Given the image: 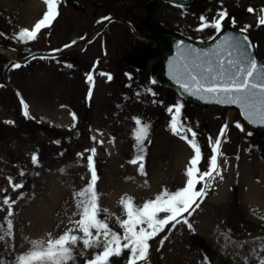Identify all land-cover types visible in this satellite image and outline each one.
<instances>
[{"label":"rangeland","instance_id":"rangeland-1","mask_svg":"<svg viewBox=\"0 0 264 264\" xmlns=\"http://www.w3.org/2000/svg\"><path fill=\"white\" fill-rule=\"evenodd\" d=\"M45 9L44 0H0V223L7 214L3 198L15 200L10 217L13 238L0 242L4 264H15L17 256L30 250L31 241L46 240L49 233L58 237L71 227L70 220L79 219L73 215L77 211L74 193L91 179L87 162L91 153L86 149H96L99 205L108 210L109 226L117 232H122L117 222V217L123 218L121 197L130 196L142 205L165 189L175 192L184 187L185 169L194 151L170 130L167 109L177 104L183 106L184 127L197 134L203 154L201 171L207 169L212 154L209 137L214 144L221 128L228 125L220 149L222 179L216 177L202 202L197 201L199 207L193 205L191 215L184 214L192 229L184 223L175 228L169 224L149 241L148 260L141 264H258L264 258V131L248 128L233 108L192 103L153 81L156 58L142 67L133 66L120 54L114 56L118 47L104 44L100 35L85 44L81 37L75 43H60L67 38L58 42L54 36L46 45L45 34L55 33L58 16L52 21L54 30L43 28L36 40L13 39L21 29L31 30ZM262 9L264 0H193L184 5L158 0L159 29L205 43L218 33L210 27L198 31L200 17L212 22L226 10L222 30L241 31L250 26L244 33L264 62V25H258ZM17 63L20 67H13ZM133 69L142 76L131 74ZM89 73L93 85L87 82ZM21 100L28 105L31 118L23 115ZM134 118L149 125L142 153L133 135ZM181 135L191 139L190 133ZM33 154L38 156L37 165L32 164ZM140 154L144 156L143 175L139 164L129 163ZM8 177L23 187L13 191ZM105 215L101 212L100 218ZM98 251L84 250L79 243L76 264H84ZM127 258L125 251L111 258V264H126Z\"/></svg>","mask_w":264,"mask_h":264},{"label":"snow or ice","instance_id":"snow-or-ice-1","mask_svg":"<svg viewBox=\"0 0 264 264\" xmlns=\"http://www.w3.org/2000/svg\"><path fill=\"white\" fill-rule=\"evenodd\" d=\"M44 3L47 10L42 18L31 30L21 29L13 39L24 43L34 41L43 28L50 27L52 21L59 14V0H44ZM247 11L252 13L254 10L249 7ZM261 11L264 12V9ZM226 17V10L219 12L218 18L212 22L201 16V24L197 30L202 31L210 27L219 33L222 31V24ZM233 24H235L234 19ZM258 25H264V15L259 17ZM248 27L250 26L246 25L241 31L246 32ZM0 35L3 34L0 33ZM244 40L247 41L246 36ZM65 47H69V45ZM251 47L252 45L249 43L247 48ZM192 51L195 53V50ZM234 53H238V55L234 56ZM208 55V53H195L192 67L184 64L186 79L182 83V87L185 91L193 95L199 94L202 99L211 96L216 103L236 104L250 122L264 124V68L258 67L256 60L249 58L247 50L242 48L232 37H225L223 43L217 46V51L212 54L215 57L214 60L211 58L202 59V57H208ZM13 67L19 68L20 64H14ZM68 67H71V65ZM193 68L200 70L199 78L198 75L192 74ZM99 75L104 76L106 74L101 72ZM107 78L109 81L112 79L110 74H107ZM129 78L131 79V77ZM87 82L90 85L94 84L91 73L87 74ZM177 82H181L179 77H177ZM88 95L90 98L91 87ZM21 103L24 109L23 115L26 118H31L28 105L23 100H21ZM182 107L181 104H177L169 107L167 111L171 114L169 127L172 133L186 140L194 151V155L185 169L186 182L184 187L175 192H169L165 189L142 205L135 204L134 199L130 196L121 197L119 203L122 207L123 218L117 217V222L122 232H117L109 226L108 221L111 217L107 215L108 210L102 209L99 205V196L95 188L98 179L94 163L96 149L95 147L86 149L91 153L87 157L91 179L84 188L74 193L77 211L73 215L79 216V219L70 220L71 227H67L58 237L53 238L49 233L46 240L31 241L32 247L30 250L17 256L15 264H76V248L79 243L83 244L84 250L100 249L90 259L85 260L84 264H111V258L120 257L125 251L128 253L126 264H141V262L148 260L149 241L164 231L169 224L172 228H175L177 224L184 223L191 230L192 225L184 214L188 213L190 216V209L195 210L193 205L196 208L199 207L197 201L202 202L212 181L216 177L222 179L220 157L223 156V153L220 149L228 125L225 124L221 128L220 135L216 138L214 144L212 138L209 137L212 154L209 157L207 169L201 171L199 167L203 159L201 147L196 141L197 134L190 127L185 128L181 122ZM72 115L73 121H75V114ZM134 120L137 127L133 135L136 146L140 148L142 153V145L147 138L149 125L142 123L139 118H134ZM6 123L13 122L6 121ZM236 127L243 131L239 123L236 124ZM182 132L190 133L191 139L187 135H181ZM91 139L97 142L95 137H91ZM98 143L102 144L103 141ZM143 159L144 156L140 154L129 161L134 165L139 164L141 175L145 174ZM31 160L33 165L39 163L36 154L32 155ZM20 175L23 176L24 172L21 171ZM8 180L13 191L23 187L22 183H13L11 177H8ZM198 184L201 185L199 190H197ZM4 191H7V189H4ZM2 203L7 206V214L4 217V223H0V242H6L13 238V221L10 217L14 215L12 206L15 204V200L6 196L3 198ZM101 212L106 214L103 219L100 218ZM161 213L165 215L161 216ZM163 242L161 240V245H163ZM79 255L83 256L84 251L82 250ZM0 264H4L3 259H0ZM258 264H264V258H261Z\"/></svg>","mask_w":264,"mask_h":264},{"label":"flooded vegetation","instance_id":"flooded-vegetation-1","mask_svg":"<svg viewBox=\"0 0 264 264\" xmlns=\"http://www.w3.org/2000/svg\"><path fill=\"white\" fill-rule=\"evenodd\" d=\"M58 13L56 19L59 18L60 23L54 26L55 33L45 34L46 45L54 36L58 42L60 38H67L60 43L75 42L81 37L85 44L100 35L101 42L118 47L114 56L120 54L125 62L137 67L151 58L157 59L156 67L159 57L155 41L159 34L171 33L159 29L158 0H59ZM51 25L49 29H53ZM130 72L142 76L141 71Z\"/></svg>","mask_w":264,"mask_h":264},{"label":"water","instance_id":"water-1","mask_svg":"<svg viewBox=\"0 0 264 264\" xmlns=\"http://www.w3.org/2000/svg\"><path fill=\"white\" fill-rule=\"evenodd\" d=\"M171 2L179 3V4H188L192 0H168ZM247 37V41L244 40V37ZM225 37H232L236 42H238L242 48H245L248 52L249 58H254L257 62V66L264 68V63L260 61L256 55L254 54L253 47L247 48V45L251 43L250 39L244 33L233 30V29H224L219 34H217L210 42L206 44H199L188 40L186 38L177 36L172 33H161L158 35L157 40L155 41V48L157 55L159 57V62L156 68L153 71V80L157 83L166 85L174 89L181 96L191 101L192 103L198 105H216L219 107H232L235 109L239 119L250 129L264 131V124H260L259 122H250L248 118H246L245 114L242 112L241 108L236 104H221L216 103L211 96H207L206 98H200V95H193L182 87L183 81L177 82V77L180 78L179 74L175 72L176 67L180 69H184V64H188L189 67H192L189 61L188 51L198 49L203 50L204 53H208V57L212 56L214 52L217 51V46L221 45L225 39ZM182 48L184 49L182 51ZM186 51V53L184 52ZM190 55V54H189ZM238 55V53H234V56ZM195 56V53H194ZM205 58V57H204ZM167 61L169 73L163 72V63ZM194 73H197L193 69ZM77 131H73L72 137H76Z\"/></svg>","mask_w":264,"mask_h":264},{"label":"bare ground","instance_id":"bare-ground-1","mask_svg":"<svg viewBox=\"0 0 264 264\" xmlns=\"http://www.w3.org/2000/svg\"><path fill=\"white\" fill-rule=\"evenodd\" d=\"M184 49L182 48V51H183ZM195 50V53H200V54H203L204 52H203V50H198V49H194ZM185 53H186V51H184ZM189 52V54L187 53V55L189 56V61H190V63H191V65H192V60H193V58H194V53H193V51L192 50H190V51H188ZM210 58L211 59H215V57L212 55V56H210ZM202 59H204V60H207V59H209V57H202ZM168 63L169 62H167V61H165L164 63H163V72L164 73H169V69L167 68L168 66ZM195 71H197V73H194V72H192V74L193 75H198V78H199V74H200V70L199 69H195V68H193ZM175 72H177L178 74H179V76H180V80H182L183 82L185 81V79H186V77H185V75H184V69H180V68H178V67H176V69H175ZM230 108H232V107H230ZM234 109V108H233Z\"/></svg>","mask_w":264,"mask_h":264}]
</instances>
